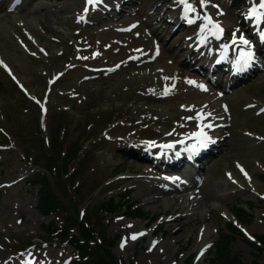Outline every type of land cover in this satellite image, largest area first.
I'll use <instances>...</instances> for the list:
<instances>
[{
    "label": "rangeland",
    "instance_id": "rangeland-1",
    "mask_svg": "<svg viewBox=\"0 0 264 264\" xmlns=\"http://www.w3.org/2000/svg\"><path fill=\"white\" fill-rule=\"evenodd\" d=\"M8 1L0 3V25L6 37L4 48L0 47V61L3 62L0 64V184L8 185L14 181L16 184L3 186L0 190L2 258L18 261L28 256L25 254L30 251L40 250L46 259V251L51 248L55 249V254L51 259L47 258L50 262L47 264H68L74 258V251L69 246L55 241L46 243L44 240L46 234L41 229L42 225L53 216H40L36 207L37 187L28 184V176L33 171L31 163L46 166L47 162L39 138L47 143L54 137L56 129L59 136L64 133L60 153L67 144H71V150L76 151L80 146H86L85 151H81L86 155L82 167L71 178V181L77 180L80 191L75 193L71 190L66 179L56 183L50 178L52 190L60 200L65 204L71 203L76 212L87 214L103 198L111 195L117 199L128 190L131 192L130 200L139 202L143 208L145 219H127L121 211L110 215L102 213L97 220L90 218V222H96L93 225L101 237H115L113 255L124 264H183L188 256L193 264H208L219 235L226 233L227 224L234 221L229 211L235 205L246 208L244 202L252 203V220L250 223L241 222L244 224L241 226L242 235L234 236L230 247L243 263L255 261L252 264H264V253L257 256L249 245L252 235L264 236V181L261 178L264 173V111H261L264 109V64L259 63L261 69L251 73L241 83L224 89L225 84L219 81L221 90H213L216 95L217 91L223 93L221 105L227 109L224 111H234L227 112L229 120L221 132L226 145L223 144L215 156H209L205 168L198 171L197 179L215 184L223 195L218 200L204 202L198 212L202 221L190 226L186 223L189 217H185L190 212L181 209L175 215L159 213L158 205L148 202L151 201L150 195L138 194L131 181L146 180L148 173L145 171L152 172L150 175L154 177L160 174L153 172L150 160L143 162L126 156L129 153L127 148L145 153L143 146L149 141L144 137L133 138L138 136L135 133L144 134L153 130L161 134L162 127L168 130V126L174 125L169 120L166 126L154 112L147 119L135 112L137 108L165 107L176 100L148 103L145 98L151 92L149 85L142 82L144 77L135 83L134 77H142L141 74L147 72L151 74L165 60L183 68L180 76L183 83L192 75L197 76L186 68L180 57L188 53L185 51L187 48L178 53L179 62L174 56V51L182 50L183 36L188 35L184 20L177 25L164 23L168 25L157 38L150 36L153 43L161 48L155 57L140 56L133 51L129 59L123 58L124 46H137L134 40L115 50L114 63L101 62L97 55L89 53L80 55V46L94 42L93 38L99 34L110 42L115 35L114 26L133 19L138 23L144 22L146 17L142 16L143 12L152 19L149 27L143 26L145 32L153 28L162 30L153 8L160 4L162 10L171 16L172 8L177 12L179 7L173 5V0H132L121 7L119 14L110 12L107 17L104 14L101 18L81 19L83 0H23L14 8H9ZM250 1L211 0L207 11L229 27V30L226 29L227 42L231 41L237 29V35L243 33L248 40L254 38L250 37L251 22L246 24V14L258 0L252 4ZM235 3L242 5L238 12L231 10ZM3 4L7 9L3 8ZM192 27H199V21ZM131 31L125 30L121 34L128 38ZM118 37L123 42V37ZM189 55L186 61L193 64L195 57ZM200 75L207 79L206 74ZM173 112L169 110V113ZM185 116V112H175L172 120L179 121ZM124 141L126 145L128 143L127 147H116ZM152 155L153 152L151 159ZM50 158L55 159L54 156ZM127 160L133 161L135 168L127 169ZM75 168L76 162L73 161L69 164L68 174ZM223 182L226 185L222 189ZM189 187L179 194L170 195L186 198L196 190ZM179 214L182 223L168 227L169 218ZM57 216L55 221L58 225L64 223L66 214L59 213ZM152 216H155V223L149 227L146 223ZM98 221L105 226L104 229ZM156 225L158 232L154 230ZM205 228L209 230L206 243L196 247L195 237L198 242L196 235L201 236ZM134 234L137 239L132 240ZM122 244L124 247H121ZM164 245L167 246L165 252L161 251Z\"/></svg>",
    "mask_w": 264,
    "mask_h": 264
},
{
    "label": "bare ground",
    "instance_id": "bare-ground-1",
    "mask_svg": "<svg viewBox=\"0 0 264 264\" xmlns=\"http://www.w3.org/2000/svg\"><path fill=\"white\" fill-rule=\"evenodd\" d=\"M128 1H131V0H103V3L99 4L94 10H92V8L90 7L88 13L86 15L84 14L83 19H91V18L93 19L96 17L101 18V16L104 14H106L105 17H107V12L108 13L113 12V13L119 14L121 12V7L127 5ZM83 5L85 6V0H83ZM152 12L156 14L157 24H160V27L162 26V30L158 28H153V29H150L148 32H145L144 30L145 28L143 26L149 27L150 23L152 22V19L149 14H147L146 12H143L142 16L146 17V20L144 22H140L137 24L135 23V20H131V21L129 20L125 24L122 23L120 24V26H114L113 34L115 35L112 36V40L110 42L108 40L105 41L102 38V35L100 34L97 35L95 38H93L94 42H86L85 45L81 47L82 55H87L89 53L91 55L92 54L97 55V57H99L101 62L114 63L115 62V59H114L115 50L119 48L120 46H122L124 43H129L132 40H134L137 43V46L133 48H131V46H124L123 58H129L130 57L129 55H131L133 51H136L137 55H140V56H155L157 45L153 43L150 36L152 35L153 37L157 38L158 34L161 33L168 25V24L164 25V23H168L169 18L168 16H166V11L162 10V7L160 4L156 6L155 8H153ZM108 15L110 16V14ZM105 17H102V18H105ZM170 20H172L171 22H174L176 24L182 19H181L180 14L174 13L173 16L170 18ZM219 22L224 27L227 28V25L223 21L219 20ZM127 25H130V26L135 25V27H133L131 31L132 34L130 33L131 35H129L128 38H125L121 33H118V32L121 31L123 27ZM3 30L4 29H2L0 25V47L2 48H4V43H5V38H6ZM189 32H192V29H189L188 33ZM196 32L197 30L194 29L193 33H196ZM118 35L123 37V42H120L121 39H119ZM186 36H190V35L188 34ZM210 38L211 37H209L208 40H211ZM221 40H223V38ZM205 45H206L205 48L210 50V53H212L213 52L212 49L216 47V44H213L211 42H207ZM83 48H84V51H83ZM174 50L175 49H172V51ZM181 52L182 50H179L178 52L174 51L175 59L178 56H180L179 54H181ZM256 53L262 54L259 50H257ZM180 57L183 58V63H185L187 58L184 57L183 54H181ZM209 60L212 61V59H209ZM178 62H179V59H178ZM186 68L187 69L192 68L193 70H200L199 68L194 67L190 63H187ZM220 68H221V64L214 62L211 65V71L208 70V72L209 73L217 72L220 70ZM182 69L183 68L179 65L174 66L171 60H165L163 62V65H161L160 68L154 70L151 74H148L147 72V73L141 74L142 77L136 76L134 77V79L132 78L133 81L137 83L144 77L142 82L148 84L150 87V91H151L148 93L149 97L145 98V100L148 103L161 102L162 100L165 101L168 99H174L176 100V102L174 104L167 105L165 107H154V108H149V110L137 108L135 110V112L143 116L145 119L150 118L149 114L151 112H154L158 115L159 118H161V122L165 124L166 126H168L167 123L169 122V120L174 125L168 126V130H165L164 127H162L160 131L161 134H158L157 132L150 130V131H145L144 134L142 132L135 133L138 136H133V138L139 137L142 139V137H144L146 141H149V142L154 141L156 145L172 143V144H175V149L173 152L164 156V160L166 164H164L162 169L153 167L154 170H157L161 174H164L165 177L156 179L150 175L152 172L145 171L146 173H148L146 180L139 181V182L131 181V184H133L137 188L138 194L151 196V201H148V202L157 204L159 207V210H158L159 213H164L165 215H168V214L175 215L174 213L181 211V209H183V211L185 210L187 212H190L189 214L186 213L185 217H189V220L186 223L192 226V224L200 223L202 221L198 212L201 211L200 207H202L203 203L207 202L208 200L210 201L218 200L223 194L222 192H220L221 190H218L216 188L215 184L209 181L208 182L205 181L203 185L198 186V189L196 192L197 194L190 195L189 197L186 196V198H178V197L170 195V192L178 193L179 190H183L184 188L187 187L184 184L181 185L178 182H174L176 180L171 175L178 173V171L180 170L181 163L183 161H187V158L185 156H183L182 158L180 157L185 152L184 149L188 145H191L192 142H188L184 146H180L177 143V141L185 138L190 133H193L199 130L198 125L200 124V122L197 119H187L188 117L190 116L195 117V115H197V113L201 111H203V113H210L211 115L208 116L207 119L203 121V123L205 124L211 123L213 125L211 129L206 128L205 131L208 132V135L212 138L214 142L209 143L206 148L200 149L201 158L209 157L210 156L209 147H216L218 150H221V146L227 143L226 139L223 137L221 132L223 131V126L229 120V116L227 112H232L234 111V109H231V111L229 110L225 112L222 109V106L220 107L223 99H221V96H216V94L213 91L214 88H219V84L216 80L209 81V80H205L200 77L196 78V83L203 84L204 87L207 88V91L201 90L200 88L196 87L193 84L188 86L187 80L185 83H183V80L180 77ZM165 73H170V74H165ZM164 75H166L170 79L165 80L162 77ZM173 84H174V87H172ZM166 87L171 89L170 94L162 95ZM226 88H230V86ZM171 109L174 110L173 113H169V110ZM189 109H192V110H189ZM175 112H185L186 116L179 121L173 122L172 118ZM169 133H172V134L168 135ZM154 137H158V138L154 140ZM117 145H124V147H127L128 143L126 145L124 141V142H120L116 144V147H119ZM143 147L144 148L148 147V142ZM143 147H134V148L143 149ZM127 149L129 150V153L126 156L130 157L131 159L137 160V161H143V162L148 161L147 154L143 153L142 151L137 153L132 148H127ZM149 149L154 150L156 153L159 150H161L160 147L153 146L151 148L146 149V151H149ZM176 153H179V155H177ZM151 162L154 165L155 164L157 165L156 160L152 159ZM134 164L135 163L133 161L127 160L126 162L127 169L135 168ZM204 167L205 165L202 166L200 169H203ZM6 180H8V177H6ZM14 184L15 182H11L10 186H13ZM225 185H226L225 182L221 183V188L223 189ZM210 213H211V210H209V214ZM179 219H182V216H180V214L170 220L171 222L168 223V227L171 228L177 222L182 223V220H179ZM133 227H135V225ZM208 235H209V230L207 228H205L201 236L196 235L198 238V242H197L196 237H195L196 247H199L200 245L204 246ZM166 249H167V246L164 245L161 251L165 252ZM54 254H55V249L51 248L46 251L45 256L48 259H51ZM2 255L3 254L0 253V264H20L19 262H15L13 258H8L7 260H5V258H2ZM29 256H30L29 257L30 261L27 264H34V263H30L31 261L33 262V260H38L39 262H42V259H45L43 258V252H41L40 250L30 251ZM23 259L24 258H22V260Z\"/></svg>",
    "mask_w": 264,
    "mask_h": 264
},
{
    "label": "trees",
    "instance_id": "trees-1",
    "mask_svg": "<svg viewBox=\"0 0 264 264\" xmlns=\"http://www.w3.org/2000/svg\"><path fill=\"white\" fill-rule=\"evenodd\" d=\"M60 143L58 136L50 140V151L48 152L49 154L46 153V168H44V170L38 168L35 174H37L39 178L32 181L34 186H38L37 207L39 213L48 217L51 214L57 215L59 212H63L66 213L67 216L64 225L57 226L54 221H50L47 225H43L45 233L51 239L65 241L72 246L77 257L72 264H124L112 253L115 237H98L94 231L92 222H90L91 216H87L83 222L77 220L75 209L73 215L69 213L67 205L53 192V187L50 185V177L54 175H65L68 172L69 162L77 157V151L71 150L70 153H66L64 158H61L64 161L61 160V165L54 166L53 163L56 162V160L50 157L55 156L59 158ZM70 183L73 184L72 181H70ZM75 191H77V189H75ZM125 199L126 197L119 198L118 200L111 197L104 199L100 205V212L109 213L123 209L130 215L142 214L139 209L126 206ZM250 206L249 204V209ZM232 211L241 222H251V214L242 207L236 206ZM74 228L76 232L71 231L74 230ZM236 234H239L236 228L229 224L227 226V232L219 236L208 264H249L243 263L240 257L231 250V240ZM256 240L259 245L255 243H250L249 245L258 256L264 253V236L257 235ZM184 264H190V259H187Z\"/></svg>",
    "mask_w": 264,
    "mask_h": 264
},
{
    "label": "snow or ice",
    "instance_id": "snow-or-ice-1",
    "mask_svg": "<svg viewBox=\"0 0 264 264\" xmlns=\"http://www.w3.org/2000/svg\"><path fill=\"white\" fill-rule=\"evenodd\" d=\"M102 3L103 0H85L84 14L86 15L88 13L90 7L94 10L99 4ZM210 3L211 0H199L198 5H197V0H173V5L175 7L180 8L181 19L184 20L188 25L196 24L199 21L198 35H199V43L201 45H205L208 42L209 37H212L216 40H221L224 34V28L222 27V25L217 20H214L213 17L207 11V8ZM218 14H223V13L218 12ZM83 18L84 16H81V19ZM246 19L254 23L256 28L259 30L260 39L264 41V28L261 27V25H264V0H258V2L254 3L249 8L246 14ZM133 27H135V25ZM237 32H239V29L233 32L230 44L225 43L221 47L224 50V53H226L230 46H236V48L238 49V53L234 61V68L237 72H243L248 67H250L252 62L255 60V55L252 51V44L250 40H248L243 33L237 35ZM156 54L157 55L159 54L158 47L156 49ZM33 55H35V53H33ZM83 59H87V57H83ZM133 59H135V57H133ZM224 59H227V56L225 54H222L220 56V60H224ZM219 62L220 61L218 60L217 63ZM0 64H3V62L0 61ZM3 66L5 68L7 67V65H3ZM9 74L11 75V73ZM13 79L16 78L13 76ZM164 79L168 80L170 78L164 77ZM187 83L193 84L196 87L200 88L201 90L207 91V88H205L203 84H197L195 81L192 80H188ZM172 87H174V84L172 85ZM170 90H171L170 88L166 87L162 95L170 94ZM37 103L40 102L37 101ZM261 111H264V109H262ZM210 115H211L210 113H203V111H201L198 112L195 117L190 116L187 118V119H197L200 122V124L198 125L199 127L198 131L190 133L183 140L177 141V143L180 144L185 143V140L188 139L195 141L194 144L188 145L184 149L185 151H188L194 155L200 149L206 148L209 143L214 142L212 138L208 135V132L205 131L206 128L211 129L213 125L211 123H206V124L203 123V121L207 119V117ZM171 134L172 133H169L168 135ZM153 146L160 147L162 149L175 148V144L172 143L156 145L154 141L148 142L149 148ZM176 154L179 155V153ZM241 171L244 172L243 168H241ZM244 175L247 177L246 172H244ZM229 178L231 179V176ZM139 235H144V233H139ZM131 239L132 240L137 239V235L136 234L132 235ZM121 247H124V245L122 244ZM201 255H203V252H201ZM37 264H39V262H37Z\"/></svg>",
    "mask_w": 264,
    "mask_h": 264
}]
</instances>
